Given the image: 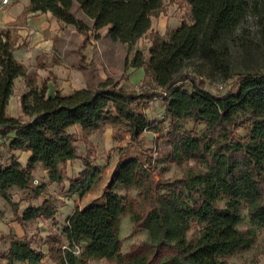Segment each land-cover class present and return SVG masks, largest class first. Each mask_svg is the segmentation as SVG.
<instances>
[{
    "label": "trees",
    "instance_id": "obj_1",
    "mask_svg": "<svg viewBox=\"0 0 264 264\" xmlns=\"http://www.w3.org/2000/svg\"><path fill=\"white\" fill-rule=\"evenodd\" d=\"M191 22L182 20L167 37L152 35L148 57L137 50L131 65L142 67L149 88H125L109 80L96 87L74 89L69 94H45L46 84L27 77L28 90L21 95L22 117L7 113L14 78L25 75L24 64L13 56L9 30L0 29V137L8 148L28 150L26 165L13 155L0 160V196L12 205L16 218H54L50 198L18 213L11 187H31L34 194L43 184H32V171L40 163L50 181L60 182L67 161L79 158L75 135L68 127L78 124L83 133L105 124L115 128L114 138L126 134L138 143L145 131L157 133L169 143L170 162L194 160L185 173L164 181L136 158L124 161L113 184L126 189L124 195L109 190L102 203L76 206L67 217L61 234L46 237L48 253L56 264H86L105 259L115 264H229L224 258L249 246L255 239L252 227L239 228L245 206L249 221L264 227V70L237 73L229 88L211 90L208 81L181 68L182 61L197 57L211 66L229 70L226 37L239 28L251 13L256 35L264 46V0H184ZM163 0H30L29 9L50 12L57 20L82 28L75 9L92 21L94 29L109 25L112 41L128 47L151 26ZM163 91L166 92L163 95ZM160 98L169 117L149 119L140 101ZM202 124V133L185 127L186 120ZM249 125L241 136L237 129ZM83 168L69 180V192L84 195L98 178L100 165L89 155L81 157ZM137 190L139 200L128 190ZM129 214L136 228H148L155 239L131 244L122 250L120 217ZM189 221L198 225L188 237ZM55 222V220H54ZM62 236L66 243L62 241ZM79 252H75V248ZM78 254V255H76ZM4 264H40L43 253L25 237L9 235Z\"/></svg>",
    "mask_w": 264,
    "mask_h": 264
},
{
    "label": "rangeland",
    "instance_id": "obj_2",
    "mask_svg": "<svg viewBox=\"0 0 264 264\" xmlns=\"http://www.w3.org/2000/svg\"><path fill=\"white\" fill-rule=\"evenodd\" d=\"M75 12L82 20L83 25L80 29H88L91 36H98L99 34L96 29H89L92 26V21L82 15L78 9H75ZM160 14L173 16L177 21L185 20L191 22L190 9L184 0H163L160 11L157 15L151 17V21L152 19L155 21L156 17ZM169 28L167 27V32H169ZM156 32L152 28L129 47L125 43L112 41L110 38L104 39L101 50L97 49V56L99 57L100 67L105 76L100 78L97 70L98 66L93 59H91L89 68L84 70L85 77H88L91 86L97 85L104 80H109L125 88L136 90L149 88L150 86L147 85L143 68L134 67L130 63L137 50L142 51L146 58L148 57L147 44L149 41H146L144 38L149 37L152 40V35ZM225 45L227 46L226 57L229 61V70L227 72L221 68L211 66V64L195 56L183 60L181 68L190 74L200 75L206 79L208 87L211 90H225L229 88L239 72L247 69L264 70V46L258 41L255 18L251 13H247L235 33L226 37ZM77 49L82 54L79 47ZM65 55L64 49V55L58 58L62 60L65 58ZM81 56L80 61L86 63L83 55ZM98 79H102V81L99 82ZM220 85L222 88L219 87ZM140 102L146 105L145 112L149 119L163 120V132L165 133L169 117L165 113L162 99L141 100ZM22 118L26 117L23 116ZM185 127L194 130L197 134H201L203 131L202 124L194 122L193 119H187ZM249 129L250 126L246 125L239 127L237 132L239 135L244 136L249 132ZM71 130L76 137L79 158L66 162L62 168L64 173L62 181H43L40 170L35 167L32 171V184H43V191L39 194H34L31 187L21 189L13 186L10 189L12 199L18 204V213H22L28 204L38 206L42 204L44 199L50 198L56 207L53 219L37 217L27 221H19L16 218L12 205L0 196V264H4L7 261L5 255L8 248L9 235L25 237L30 240L31 245L43 253L40 264H56L48 253L46 237L50 233L61 234L66 217L76 206L86 207L102 203L109 190L124 195L126 189L118 184H113L112 181L120 165L127 159L136 158L147 164V158L151 156L153 173L164 181H170L182 176L190 166H201L199 163H195L194 160L168 161L166 155L169 151V143L164 137L156 138L157 133L155 132H143L138 143H135L128 134L120 140L115 139V128L110 124L103 125L101 128L90 131L87 134L73 128ZM11 153L8 148L7 139L0 137V160L8 161L12 158L10 156ZM87 154L93 163L100 165L101 172L90 189L80 196L69 192V180L77 176L80 171L78 168L84 167L81 157L87 156ZM128 192L139 200V195L135 188L131 187ZM241 215L242 218L237 226L239 228L252 227L255 231V239L246 248L233 253H227L224 255V258L229 264H264V227L250 223L245 206L242 207ZM188 224L189 228L186 231V235L188 237L195 236L198 229L197 223L189 221ZM119 237L122 241V250H126L133 243L155 239L154 233L148 228L134 227L128 213L121 215ZM62 241L66 243L63 236ZM106 261H100L99 259L94 261L89 260L86 264H115L114 262ZM14 264L26 263L15 262Z\"/></svg>",
    "mask_w": 264,
    "mask_h": 264
},
{
    "label": "crops",
    "instance_id": "obj_3",
    "mask_svg": "<svg viewBox=\"0 0 264 264\" xmlns=\"http://www.w3.org/2000/svg\"><path fill=\"white\" fill-rule=\"evenodd\" d=\"M29 5L30 0H7L0 8V29L9 30L14 41L13 56L24 64L26 69V76L19 75L14 78L12 93L6 105L7 113L17 117H23L20 98L28 90L27 77H33L37 85L45 82L47 96L54 94L57 90L62 94H69L74 89L98 86L100 83L91 86L90 80L85 77L84 70L89 68L91 59L98 66L100 78L105 76L100 67L97 49L101 50L102 41L109 38L107 34L109 25L97 28L99 35L91 36L88 29L82 30L73 24L61 22L48 11H32ZM78 11L84 15L80 10ZM180 22L173 16L160 14L155 21L152 19L148 31L153 28L161 36L167 37V27H170L169 31L173 30L179 26ZM144 39L149 41L147 44L149 47L151 40L149 37ZM64 47L66 55L62 60L50 53L51 49L60 50ZM78 47L82 54L78 52ZM81 55L86 63L80 61ZM98 80L102 81V79ZM72 128L82 131L78 124L70 125L68 131L72 132ZM10 151L12 152L10 156L15 154L14 157L22 165H26L30 155L28 150L11 149ZM35 167L40 170L43 181L49 180L47 171L40 163H37ZM81 169L78 168V170Z\"/></svg>",
    "mask_w": 264,
    "mask_h": 264
},
{
    "label": "built area",
    "instance_id": "obj_4",
    "mask_svg": "<svg viewBox=\"0 0 264 264\" xmlns=\"http://www.w3.org/2000/svg\"><path fill=\"white\" fill-rule=\"evenodd\" d=\"M6 2H7V0H1L0 8H1L2 4L6 3ZM89 29H92L93 30L94 28H93V26H91V28H89ZM64 49H65V47L62 48V49H60V50L51 49L50 50V53L53 54V55H55V56H57V57H62L64 55ZM219 87L222 88L221 85ZM165 94H166V92L163 91V95H165ZM75 252L76 253L79 252V248L78 247L75 248Z\"/></svg>",
    "mask_w": 264,
    "mask_h": 264
}]
</instances>
